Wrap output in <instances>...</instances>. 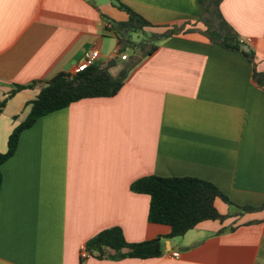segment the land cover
I'll return each mask as SVG.
<instances>
[{
    "label": "crops",
    "instance_id": "0c3cea01",
    "mask_svg": "<svg viewBox=\"0 0 264 264\" xmlns=\"http://www.w3.org/2000/svg\"><path fill=\"white\" fill-rule=\"evenodd\" d=\"M120 2L153 25L149 32L193 31L161 42L116 96L81 100L21 133L1 166L0 264H264V209L243 211L264 206V90L253 79L255 66L264 72V0L220 7L254 62L201 34L198 0ZM102 16L129 19L112 0H0L1 154L40 93L8 98L14 85L73 74L93 49L95 66L119 75L130 58L121 59ZM149 176L213 184L232 203L215 201L227 219L163 239L159 258L91 255L87 244L110 228L128 243L170 233L149 223L150 197L131 190Z\"/></svg>",
    "mask_w": 264,
    "mask_h": 264
},
{
    "label": "trees",
    "instance_id": "16d2710c",
    "mask_svg": "<svg viewBox=\"0 0 264 264\" xmlns=\"http://www.w3.org/2000/svg\"><path fill=\"white\" fill-rule=\"evenodd\" d=\"M117 8L129 15L126 22H110L105 16L103 19L111 23V31L119 40V54L131 47L137 55L134 60L125 63L119 75L114 77L99 67H91L78 74L62 73L51 81L41 84L34 82L28 85H14L8 98L16 93L40 87V93L31 104V111L27 119L15 128L8 141V151L0 153V192L2 185L1 166L17 151L21 133L31 128L39 118L55 111L67 108L72 104L85 99L111 98L116 96L137 64L151 56L158 45L172 37L186 33L185 27H173L164 33L147 31L153 25L132 9L125 6L120 0H112ZM224 0H198L202 9L200 18L205 30L201 31L210 43L218 44L225 49L240 52L254 62L255 55L251 50H245L239 35L224 19L220 7ZM139 40L134 41L133 36ZM127 58H129L127 56ZM253 79L255 84L264 90V72H258L256 66ZM7 101L0 103V112ZM131 190L137 194L150 197L148 221L151 224L165 225L170 233L164 238L142 243H128L121 228L114 227L100 232L88 244L87 248L92 255L98 252L99 257L124 259H153L164 254L163 239L172 240L185 236L199 224L206 221H225L228 216L219 213L215 201L221 199L232 205L229 199L213 184L197 178H162L149 176L135 181ZM264 209L244 208L251 212Z\"/></svg>",
    "mask_w": 264,
    "mask_h": 264
},
{
    "label": "built area",
    "instance_id": "2783aa9c",
    "mask_svg": "<svg viewBox=\"0 0 264 264\" xmlns=\"http://www.w3.org/2000/svg\"><path fill=\"white\" fill-rule=\"evenodd\" d=\"M99 57H100V52L97 49H93V50H90V51L86 52L84 54L83 58L77 63L73 74H78V73H81V72H85L89 68L94 67L96 65V62L98 61ZM121 59L123 61L128 60L127 56H125V55H122ZM88 257H89V254H88L85 246H83L82 249H81V258L82 259H87ZM173 257L174 258H179L180 254L179 253H174Z\"/></svg>",
    "mask_w": 264,
    "mask_h": 264
},
{
    "label": "rangeland",
    "instance_id": "374dc122",
    "mask_svg": "<svg viewBox=\"0 0 264 264\" xmlns=\"http://www.w3.org/2000/svg\"><path fill=\"white\" fill-rule=\"evenodd\" d=\"M133 40L138 41L139 40L138 36L134 35ZM124 53L130 58V61L134 60L135 57H137V55L134 53L131 47H127Z\"/></svg>",
    "mask_w": 264,
    "mask_h": 264
},
{
    "label": "water",
    "instance_id": "95a60500",
    "mask_svg": "<svg viewBox=\"0 0 264 264\" xmlns=\"http://www.w3.org/2000/svg\"><path fill=\"white\" fill-rule=\"evenodd\" d=\"M114 63H116L115 60H114ZM106 70H108V69H106Z\"/></svg>",
    "mask_w": 264,
    "mask_h": 264
}]
</instances>
